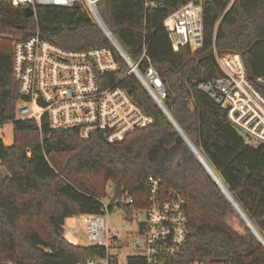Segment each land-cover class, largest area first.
Listing matches in <instances>:
<instances>
[{
  "label": "trees",
  "instance_id": "obj_1",
  "mask_svg": "<svg viewBox=\"0 0 264 264\" xmlns=\"http://www.w3.org/2000/svg\"><path fill=\"white\" fill-rule=\"evenodd\" d=\"M189 1L99 0V8L130 57L137 59L146 47L167 88L163 103L264 238V144L246 145L226 112L197 85L221 73L217 50L240 52L249 77L264 76V0H205L203 45L176 52L164 21ZM25 7L0 0V124L14 126L12 144L0 137V264H80L103 256V245L67 240L66 218L103 213L107 183L114 191L110 210L122 195L133 198L120 205L129 213L145 208L152 174L187 199V244L166 264H264V243L195 156L163 168L178 132L137 76L123 77L129 70L122 59L112 79L155 116L148 128L110 143L101 132L83 138L76 129L16 117L21 93L12 72L15 40L38 28L41 37L68 48L107 44L79 3L37 6L33 16L25 15Z\"/></svg>",
  "mask_w": 264,
  "mask_h": 264
},
{
  "label": "built area",
  "instance_id": "obj_2",
  "mask_svg": "<svg viewBox=\"0 0 264 264\" xmlns=\"http://www.w3.org/2000/svg\"><path fill=\"white\" fill-rule=\"evenodd\" d=\"M204 1L190 0L166 16L164 27L174 51L179 52L184 46L196 51L203 45ZM11 2L15 6L33 7L34 15L37 6L79 3L107 39L104 45L74 49L41 37L37 28L28 38L15 40L12 72L21 93L16 105L18 119H35L39 125L44 120L53 128L76 129L83 138L101 132L110 143L125 140L135 130L148 128L155 122V116L138 104L129 89L119 83L120 79H112L114 72L121 67V59L129 70L123 77L134 73L164 111L167 88L149 52L144 46L137 59L130 57L103 18L99 0ZM215 57L221 73L202 79L197 83L198 88L226 112L227 119L241 133L246 145L264 144V76L251 79L240 52L221 53L217 50ZM148 184V205L139 209L146 212L145 221L140 223L143 243L137 239L133 241L134 251L128 259L143 264H166L170 257L181 254L187 244V199L174 185L165 186L160 176L152 174ZM101 202L103 213H83L77 217L85 227V242L80 244L103 245L106 253L80 264H119L116 255L110 252L111 229L104 217L110 209L102 198ZM115 202L118 205L131 204L133 198L122 195ZM78 227V231H82V227ZM67 240L74 243L69 238ZM192 264L203 263L196 261Z\"/></svg>",
  "mask_w": 264,
  "mask_h": 264
},
{
  "label": "rangeland",
  "instance_id": "obj_3",
  "mask_svg": "<svg viewBox=\"0 0 264 264\" xmlns=\"http://www.w3.org/2000/svg\"><path fill=\"white\" fill-rule=\"evenodd\" d=\"M0 137L3 138L7 144H12L14 139V126L11 122L0 124ZM176 156L174 161L173 156ZM190 156V150L187 146H177L169 148V153L165 155L163 168H176L178 165L183 164L185 159ZM107 195L102 197V201L106 205H110L114 199V191L110 183L106 185ZM112 210L106 212L104 217L107 224L111 229L110 252L119 260V264H129L128 256L133 253V241L137 239L139 243H143V235L140 232V223L146 219V212L143 210L135 209L129 213L125 208L120 205H114ZM82 231H78L79 227ZM65 237L71 239L74 243L80 244L85 242L83 233L85 232L84 223L78 220L77 216L66 218L65 224ZM77 230V231H76ZM117 245L114 246L113 244Z\"/></svg>",
  "mask_w": 264,
  "mask_h": 264
},
{
  "label": "water",
  "instance_id": "obj_4",
  "mask_svg": "<svg viewBox=\"0 0 264 264\" xmlns=\"http://www.w3.org/2000/svg\"><path fill=\"white\" fill-rule=\"evenodd\" d=\"M34 13L35 12H34L33 7H31V6H26L25 7V15L26 16H33ZM164 112L166 113V115H168V117L170 118V120H172V122L174 123V125L176 127V130L178 132V134L176 135V142L174 144V147H177V146H180V145L181 146H184V147L185 146L188 147V149L190 150V155L195 156L201 162V164L204 165V167L206 168L207 172L210 173V175L212 176V178L214 179V181L217 183V185L220 187V189H223V191L225 192V194L227 195V197L229 198V200L232 202L233 206H235V208L237 209L238 213H240V215L242 216V218L246 221V223H248L250 225L251 229L258 236V238L260 240H262V242L264 243V238L262 237V235L259 232V230L253 225L252 222H250V220L248 219V217L246 216V214L242 210L241 206L236 203V201L234 200V198L230 194L228 188L225 187V185L221 181V178L217 175V173L215 171L214 172L216 173L218 179L213 175V173L210 171V170L213 171V169L211 168L210 164L208 163V161L206 160V158L204 157V155L199 152V150L197 149V147L195 146V144L193 143V141L183 131V129L180 127V125L178 124V122L173 118V116L171 115L169 109L165 105H164Z\"/></svg>",
  "mask_w": 264,
  "mask_h": 264
},
{
  "label": "bare ground",
  "instance_id": "obj_5",
  "mask_svg": "<svg viewBox=\"0 0 264 264\" xmlns=\"http://www.w3.org/2000/svg\"><path fill=\"white\" fill-rule=\"evenodd\" d=\"M212 173H213V175L218 179V177H217V175H216V173L214 172V171H212V170H210ZM220 182V181H219Z\"/></svg>",
  "mask_w": 264,
  "mask_h": 264
}]
</instances>
